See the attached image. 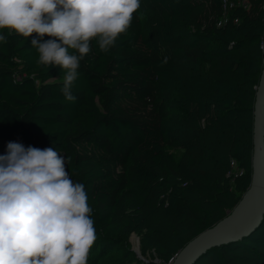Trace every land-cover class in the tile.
<instances>
[{
  "label": "trees",
  "instance_id": "16d2710c",
  "mask_svg": "<svg viewBox=\"0 0 264 264\" xmlns=\"http://www.w3.org/2000/svg\"><path fill=\"white\" fill-rule=\"evenodd\" d=\"M263 31L264 0H141L108 52L94 38L68 101L31 37L0 29V155L16 142L66 158L93 210L87 264H167L240 200ZM195 264H264V219Z\"/></svg>",
  "mask_w": 264,
  "mask_h": 264
},
{
  "label": "clouds",
  "instance_id": "9594fccd",
  "mask_svg": "<svg viewBox=\"0 0 264 264\" xmlns=\"http://www.w3.org/2000/svg\"><path fill=\"white\" fill-rule=\"evenodd\" d=\"M140 6L141 0H0V29L31 37L37 64L62 70L61 91L74 101L72 87L94 38L108 52ZM0 42H7L4 34ZM66 163L52 147L7 144L0 155V264H87L97 239L93 210Z\"/></svg>",
  "mask_w": 264,
  "mask_h": 264
},
{
  "label": "water",
  "instance_id": "95a60500",
  "mask_svg": "<svg viewBox=\"0 0 264 264\" xmlns=\"http://www.w3.org/2000/svg\"><path fill=\"white\" fill-rule=\"evenodd\" d=\"M262 59L252 106L251 176L240 200L222 219L203 230L167 264H195L214 247L237 242L254 232L264 219V31L260 45ZM138 257V249L134 250Z\"/></svg>",
  "mask_w": 264,
  "mask_h": 264
},
{
  "label": "rangeland",
  "instance_id": "374dc122",
  "mask_svg": "<svg viewBox=\"0 0 264 264\" xmlns=\"http://www.w3.org/2000/svg\"><path fill=\"white\" fill-rule=\"evenodd\" d=\"M130 242L133 245L132 246L133 250H137L138 249V237L135 235H131Z\"/></svg>",
  "mask_w": 264,
  "mask_h": 264
},
{
  "label": "built area",
  "instance_id": "2783aa9c",
  "mask_svg": "<svg viewBox=\"0 0 264 264\" xmlns=\"http://www.w3.org/2000/svg\"><path fill=\"white\" fill-rule=\"evenodd\" d=\"M231 165H232V167L236 166L235 163H234L233 161L231 162ZM234 173H235V175H237L238 171L235 170ZM169 262H170V261H169Z\"/></svg>",
  "mask_w": 264,
  "mask_h": 264
}]
</instances>
